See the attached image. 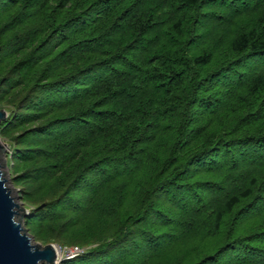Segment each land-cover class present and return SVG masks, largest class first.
Listing matches in <instances>:
<instances>
[{
    "label": "trees",
    "instance_id": "1",
    "mask_svg": "<svg viewBox=\"0 0 264 264\" xmlns=\"http://www.w3.org/2000/svg\"><path fill=\"white\" fill-rule=\"evenodd\" d=\"M0 109L61 264H264V0H0Z\"/></svg>",
    "mask_w": 264,
    "mask_h": 264
},
{
    "label": "water",
    "instance_id": "2",
    "mask_svg": "<svg viewBox=\"0 0 264 264\" xmlns=\"http://www.w3.org/2000/svg\"><path fill=\"white\" fill-rule=\"evenodd\" d=\"M5 117L6 112L0 109V121ZM4 151L0 143V264H57L58 248L36 243L21 225L16 191L7 187L4 178L5 161L1 158Z\"/></svg>",
    "mask_w": 264,
    "mask_h": 264
},
{
    "label": "rangeland",
    "instance_id": "3",
    "mask_svg": "<svg viewBox=\"0 0 264 264\" xmlns=\"http://www.w3.org/2000/svg\"><path fill=\"white\" fill-rule=\"evenodd\" d=\"M7 115V114H6ZM0 143L5 147V151H4V153H2V159H4V161H5V171H4V178H5V180H6V184H7V187L8 188H10L11 189V187L12 188H14L15 189V191H16V194H17V198H18V203H19V205H20V208H21V211H19V214H21L22 215V217H21V225H22V227H23V229L25 230V232H27V234H29L30 235V233H29V231H28V229H27V227L24 225V221H25V219H26V217H27V215H28V213H29V208H28V206L26 205V203L25 202H23V200H22V195L19 193V189L17 188V187H15L14 185H13V183H12V180H11V174H10V171H9V167H8V165H7V156H8V154H9V151H10V149H9V146L4 142V140H2L1 138H0ZM13 195H14V193H13ZM22 212L23 213H25V214H22ZM21 215H19V216H17V218H20V216ZM32 236V235H31ZM32 238H33V240L36 242V243H38V244H40V245H47V244H53V245H55L57 248L59 247L60 248V251H61V253H60V251H59V255H60V261L57 263V264H61L62 263V261H66V260H70L71 258H67V255H68V249H70V248H74V247H77V248H79L80 249V251H81V253H79V255H81V254H83V253H85V251L89 248H87V247H82V246H79V245H68V246H66V245H59L58 243H46V244H43L42 242H40L39 241V239L37 238V237H33L32 236ZM78 255V256H79Z\"/></svg>",
    "mask_w": 264,
    "mask_h": 264
},
{
    "label": "built area",
    "instance_id": "4",
    "mask_svg": "<svg viewBox=\"0 0 264 264\" xmlns=\"http://www.w3.org/2000/svg\"><path fill=\"white\" fill-rule=\"evenodd\" d=\"M58 251H60L59 247H58ZM67 252H68L67 258H71V259L78 256L79 253H81L80 249L77 247L70 248V249H68ZM60 253H61V251H60Z\"/></svg>",
    "mask_w": 264,
    "mask_h": 264
},
{
    "label": "bare ground",
    "instance_id": "5",
    "mask_svg": "<svg viewBox=\"0 0 264 264\" xmlns=\"http://www.w3.org/2000/svg\"><path fill=\"white\" fill-rule=\"evenodd\" d=\"M57 253H58V259H60L59 257H60V255H59V251L57 250Z\"/></svg>",
    "mask_w": 264,
    "mask_h": 264
}]
</instances>
